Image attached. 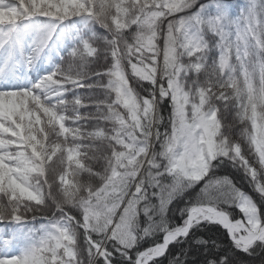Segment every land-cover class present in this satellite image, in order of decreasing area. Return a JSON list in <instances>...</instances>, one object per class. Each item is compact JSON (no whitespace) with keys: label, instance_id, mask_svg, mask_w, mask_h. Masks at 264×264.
I'll use <instances>...</instances> for the list:
<instances>
[{"label":"snow or ice","instance_id":"6c2138e0","mask_svg":"<svg viewBox=\"0 0 264 264\" xmlns=\"http://www.w3.org/2000/svg\"><path fill=\"white\" fill-rule=\"evenodd\" d=\"M257 252L264 0H0V264Z\"/></svg>","mask_w":264,"mask_h":264},{"label":"trees","instance_id":"16d2710c","mask_svg":"<svg viewBox=\"0 0 264 264\" xmlns=\"http://www.w3.org/2000/svg\"><path fill=\"white\" fill-rule=\"evenodd\" d=\"M239 2L242 3L243 0H239ZM241 129H242V126L239 124H237L235 126V128L233 129V131L235 132V138H237V139L240 138V130ZM225 174H228V173H221V175H225ZM236 184H237V187H239V188H241V190L245 191L246 194L253 196L254 198L257 195L256 193H254L253 189H251V187L247 185L246 182L240 183L239 181H236ZM236 218H240V216H237ZM248 264H264V254L257 252L255 255L248 258Z\"/></svg>","mask_w":264,"mask_h":264}]
</instances>
